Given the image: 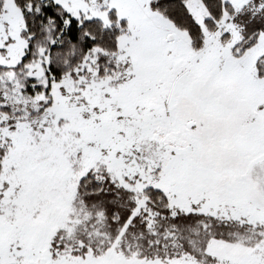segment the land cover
I'll list each match as a JSON object with an SVG mask.
<instances>
[{
  "label": "snow or ice",
  "instance_id": "obj_1",
  "mask_svg": "<svg viewBox=\"0 0 264 264\" xmlns=\"http://www.w3.org/2000/svg\"><path fill=\"white\" fill-rule=\"evenodd\" d=\"M0 264H264V0H0Z\"/></svg>",
  "mask_w": 264,
  "mask_h": 264
}]
</instances>
